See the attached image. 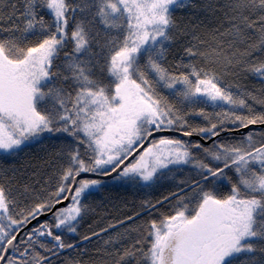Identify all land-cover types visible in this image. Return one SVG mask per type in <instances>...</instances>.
Returning <instances> with one entry per match:
<instances>
[{"label":"snow or ice","instance_id":"6c2138e0","mask_svg":"<svg viewBox=\"0 0 264 264\" xmlns=\"http://www.w3.org/2000/svg\"><path fill=\"white\" fill-rule=\"evenodd\" d=\"M249 77L264 0H0V264H264ZM109 179L145 196L81 236Z\"/></svg>","mask_w":264,"mask_h":264},{"label":"trees","instance_id":"16d2710c","mask_svg":"<svg viewBox=\"0 0 264 264\" xmlns=\"http://www.w3.org/2000/svg\"><path fill=\"white\" fill-rule=\"evenodd\" d=\"M246 83L250 88L261 89L264 88V84H261L259 80L249 77ZM31 156L42 155L39 145L34 146L29 150ZM108 183V191L104 195L98 196L91 202L96 207L97 214L89 215L85 218L80 226L81 236L90 234L93 228L97 229L106 223L105 219H101V216L107 215L109 218L116 216H123L133 211L134 206L139 204V201L144 198L145 193L143 191H136L134 189L121 187L113 184L111 181ZM171 186V181H164L163 185L158 190H153L152 195H158L159 191H164ZM105 206H107L105 208ZM115 206V207H114ZM126 206V207H125ZM46 219V218H44ZM96 238H93L91 242H84L83 247L88 249L90 255H95V250L100 246V243ZM88 257H85L87 259Z\"/></svg>","mask_w":264,"mask_h":264},{"label":"water","instance_id":"95a60500","mask_svg":"<svg viewBox=\"0 0 264 264\" xmlns=\"http://www.w3.org/2000/svg\"><path fill=\"white\" fill-rule=\"evenodd\" d=\"M195 139V138H194ZM44 218H46V217H42L41 219H44Z\"/></svg>","mask_w":264,"mask_h":264},{"label":"rangeland","instance_id":"374dc122","mask_svg":"<svg viewBox=\"0 0 264 264\" xmlns=\"http://www.w3.org/2000/svg\"><path fill=\"white\" fill-rule=\"evenodd\" d=\"M111 180L109 179L107 182H110Z\"/></svg>","mask_w":264,"mask_h":264}]
</instances>
